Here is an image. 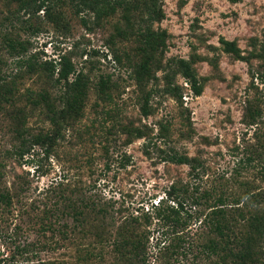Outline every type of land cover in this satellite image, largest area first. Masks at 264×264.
I'll list each match as a JSON object with an SVG mask.
<instances>
[{
	"label": "rangeland",
	"instance_id": "1",
	"mask_svg": "<svg viewBox=\"0 0 264 264\" xmlns=\"http://www.w3.org/2000/svg\"><path fill=\"white\" fill-rule=\"evenodd\" d=\"M161 6L159 22L141 17L139 10L119 9L98 24L85 15L91 20L86 29L69 0H56L38 14L22 10L20 0H0V82H16L14 93L0 99V191L15 197L10 208L0 205L2 264H212L196 259L197 245L215 238L200 228L201 219L175 233L156 221L139 226L132 218L152 213V206L172 193L174 198L172 188L199 198L187 210L205 215L212 197L222 191L241 199L247 191L264 190V59H238L221 44L236 42L245 57L264 49V0H162ZM150 32L160 33L164 43L154 60L162 68L152 70L146 91L163 88L165 78H172L183 104L154 93L152 114L145 117L134 72L145 61L142 36ZM6 37L25 44L34 73L19 69L2 46ZM62 57L89 81L84 103L73 107L57 77H49L50 69H39ZM179 59L191 62L204 82L200 96L177 73ZM103 79L111 100L96 87ZM38 93L53 106L55 121L46 104L36 101ZM126 128H140L145 136L129 137ZM20 148L27 152L22 158L15 154ZM173 151L198 159L199 175L192 177L187 165L164 162ZM250 153L257 159L245 168L242 161ZM58 184L72 199L111 203L109 217L103 221L86 211L78 227L69 210L68 216L56 215L60 225H68L66 239L44 232L42 223L53 219L44 211L59 204ZM70 190H75L72 196ZM206 193L212 197L204 198ZM179 235L194 245L186 258L166 250L179 242ZM23 245L28 257L18 253ZM261 248L264 254V241Z\"/></svg>",
	"mask_w": 264,
	"mask_h": 264
},
{
	"label": "trees",
	"instance_id": "2",
	"mask_svg": "<svg viewBox=\"0 0 264 264\" xmlns=\"http://www.w3.org/2000/svg\"><path fill=\"white\" fill-rule=\"evenodd\" d=\"M22 2V10L25 12L31 11L34 14L39 12H48V10L54 5L56 0H20ZM162 0H69L72 5L75 14L82 17V25L86 29H90V17H93L95 24H98L101 19L106 16L112 15L117 10L122 9L130 11L131 9L139 10L141 17L146 16L150 22H159L164 18V12L161 6ZM160 33L150 32L143 34V53L145 55V61L140 63L135 69V77L141 91V112L142 115L147 117L152 114L150 101L154 93H159L164 96H170L183 104V94L181 88L177 86L172 78H165V86L160 89L146 91L150 79H153L152 70L161 69V63L158 66L155 65L156 52L161 47V43H164V38ZM8 39V40H7ZM161 42V43H160ZM223 51L227 54H232L238 59L250 61L252 58L264 59V49H255L248 57L242 55L240 48L234 41L221 40ZM2 46H5L10 51L11 55L16 59L19 69L26 68L27 73H34L37 68L35 62L31 58H26L25 54L27 48L23 42L6 37L2 42ZM117 59V58H116ZM158 62V61H157ZM177 73L184 78L186 86L195 96H200L204 91V82L198 76L193 64L187 60L179 59L176 61ZM50 69V78H55V82L58 85H63L68 97L72 100L69 102L70 107L84 103L86 97L89 94V81L86 80L82 72L77 74L76 68L70 59L62 57L59 62L53 60L51 62H45L39 66V69ZM71 76L74 79L71 80ZM173 77V76H172ZM174 78V77H173ZM0 82V99L7 100L14 93L16 82L12 81L8 83L6 79H1ZM99 88V92L104 94L106 99H112L111 94L106 93L105 88L110 87L108 81L101 80L96 86ZM32 94V93H31ZM39 103H45L48 111L50 112L51 121H55V110L48 102L44 93L36 94ZM108 117H111V111L107 113ZM161 128L160 132L163 134ZM123 132L132 138L140 139L145 136L144 130L140 128H126ZM15 154L21 158L27 154L24 148H20L15 151ZM255 153L247 157L242 161L245 168L252 167V163L256 161ZM164 162H169L177 165H187L191 169L192 177H197V174L202 166L198 159L190 158L188 155H181L177 152H172L165 156ZM264 170V168H263ZM264 177V172H260ZM57 188L60 190L56 209L45 210V216L50 219L49 222L42 223V230L44 232L52 231L58 232L63 236V239L68 237V225H60V217L56 216L61 213L62 216H68L69 210L73 211L76 221L79 222L78 227L83 225V221H79V217L85 215L86 211L95 212L102 217L103 221L109 217L110 204H100L95 200L88 197H80L72 199L67 195H64L66 189L62 187V184H58ZM68 189V188H67ZM69 190V189H68ZM64 191V192H63ZM71 196L75 190H70ZM175 197L171 198L170 194L166 200H161L157 206H152L153 211H147L142 216H145L142 220V216L133 217V221L139 226H152L154 221L156 225L172 229L175 233H184L193 220H200V228H208L210 233L215 235V238L210 239L204 244L197 245L196 259H204L211 261L212 264H263L262 257L263 252L261 243L264 241V190L253 192L247 191L241 199L230 195L226 191H222L221 194L213 196L209 193L204 194V198L212 197L214 202L211 206L209 214H200L199 212H189L187 207L189 204L198 205L200 199L197 197L187 198L188 193L185 190L182 194L180 190L172 188ZM63 192V193H62ZM178 193V195H177ZM15 197L8 191H0V205H5L10 208L13 205V199ZM243 200V201H242ZM242 201V202H241ZM167 203V205H164ZM173 204V205H172ZM244 206L242 208L240 205ZM262 205V206H261ZM61 206V208H59ZM252 206L254 210H250ZM46 208V207H45ZM63 209V210H62ZM83 209V210H82ZM86 209V210H85ZM85 210V211H84ZM49 215V217H48ZM57 225H60L57 227ZM183 235V234H181ZM179 235V242L173 246L170 244L166 250L171 256H184L187 257L190 251L193 250L194 245L187 242L185 236ZM139 245H135L134 249L138 250ZM20 255H29V249L27 245L20 246ZM33 253V252H32ZM34 254V253H33ZM32 258H27L28 262ZM3 261L0 260V264Z\"/></svg>",
	"mask_w": 264,
	"mask_h": 264
}]
</instances>
